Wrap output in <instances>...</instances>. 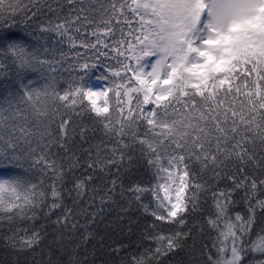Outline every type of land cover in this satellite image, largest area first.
I'll return each instance as SVG.
<instances>
[{"label": "snow or ice", "instance_id": "1", "mask_svg": "<svg viewBox=\"0 0 264 264\" xmlns=\"http://www.w3.org/2000/svg\"><path fill=\"white\" fill-rule=\"evenodd\" d=\"M0 264H264V0H0Z\"/></svg>", "mask_w": 264, "mask_h": 264}]
</instances>
